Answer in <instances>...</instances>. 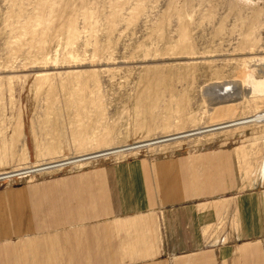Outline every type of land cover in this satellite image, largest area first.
<instances>
[{
	"label": "rangeland",
	"instance_id": "rangeland-1",
	"mask_svg": "<svg viewBox=\"0 0 264 264\" xmlns=\"http://www.w3.org/2000/svg\"><path fill=\"white\" fill-rule=\"evenodd\" d=\"M262 48L264 0H0V174L262 112ZM219 88L231 95L217 100ZM233 127L14 174L0 190L132 157L264 142V121Z\"/></svg>",
	"mask_w": 264,
	"mask_h": 264
},
{
	"label": "crops",
	"instance_id": "crops-1",
	"mask_svg": "<svg viewBox=\"0 0 264 264\" xmlns=\"http://www.w3.org/2000/svg\"><path fill=\"white\" fill-rule=\"evenodd\" d=\"M263 147L132 157L0 190V264H264Z\"/></svg>",
	"mask_w": 264,
	"mask_h": 264
},
{
	"label": "bare ground",
	"instance_id": "bare-ground-1",
	"mask_svg": "<svg viewBox=\"0 0 264 264\" xmlns=\"http://www.w3.org/2000/svg\"><path fill=\"white\" fill-rule=\"evenodd\" d=\"M40 4H41V1L39 3V6H38L39 7L38 9H40L41 11L49 10V9L51 10L50 6H44V4L42 6H40ZM89 14L90 13H88V15ZM40 21H43V18H39V19L37 18V20H34L33 22L26 24L25 25V31L32 33L34 30L33 27L36 24L38 25L40 23ZM68 25H70L69 27H71V26H72V28L74 27L73 38H72V39H74L77 36V30L71 21L67 24V26ZM184 36L185 35H183V37ZM185 40L186 39H183L182 42H184ZM262 49L264 50V48H262ZM252 52H253V48L249 49L248 53H246V54L250 55V54H252ZM247 59L249 61H252L251 60L252 57L251 58L248 57ZM255 60H257V59H253V61H255ZM241 61L243 62V64L246 63L245 62L246 60L244 58L241 59ZM234 90H236V89H234ZM216 92H217L216 94H219V96H221L220 98L218 97L217 100H223V98H227L228 96L231 95V94L227 93L228 91L221 89V88H219V90H216ZM234 92H236V91H234ZM225 101H227V100H225ZM259 112L254 113L250 116L243 117L239 120H236L235 122L234 121H226V122H221V123L214 124L211 126H203V127H197V128L193 127V129H190L187 131H180V132H176L173 134L159 136V137H156V138H153L150 140L139 141V143L137 142L133 145H122V146H116V147H112V148H108V149H104V150H99V151L97 150L95 152H87V153L77 155L75 157H71L69 159H64L61 161L56 160L55 162H52V163H46L43 165H39L38 167H35L32 169H22V170L14 171L11 173V175L10 174L7 175L5 173H2V175L0 174V179H3L5 177H9V176H13L14 174H17V175L31 174V173H36V172H40L43 170H51L54 168H59V167L69 165V164H74V163L80 164L81 162H84V161H88V160H92V159H96V158H100V157H104V156L107 157L109 155L110 156L121 155V154H124V153L129 152V151H136V150H140L143 148H147V149L148 148H157L160 146H166V144L167 145L176 144V143H180V141L181 142L188 141L191 138H193L194 136L201 135L204 133L207 134V133H210L212 131H221L224 128L231 127V126H235L237 128L239 126L248 125L250 123H254V122L257 123L259 121H264V111H262V112L259 111ZM235 127H233V128H235ZM88 142L89 141H86V142H84V144L83 143L82 144L85 145V144H88ZM83 147H85V146H83Z\"/></svg>",
	"mask_w": 264,
	"mask_h": 264
}]
</instances>
